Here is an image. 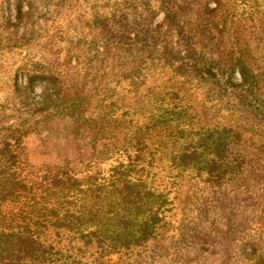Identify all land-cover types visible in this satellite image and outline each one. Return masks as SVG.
<instances>
[{
	"label": "rangeland",
	"instance_id": "rangeland-1",
	"mask_svg": "<svg viewBox=\"0 0 264 264\" xmlns=\"http://www.w3.org/2000/svg\"><path fill=\"white\" fill-rule=\"evenodd\" d=\"M241 1V16L255 8ZM174 2L182 32L163 22L164 8ZM207 6L214 2L0 0V139L8 126L26 130L23 143L32 163L87 161L100 118L122 116L131 121L126 124L140 125L160 100L188 105L198 127L230 125L242 135L232 149L246 158V189L182 176L155 236L129 250L103 254L94 243L87 247L66 233L47 231L44 237L69 250L72 264H244L243 240L232 234L234 228L264 248V122L250 117L213 79L173 58L189 42L196 52L214 55L201 34ZM259 6L264 10V0ZM252 26V35L262 33L258 23ZM259 95L264 97V79ZM66 103L73 104L67 113L77 122L63 116ZM186 232L199 240H186Z\"/></svg>",
	"mask_w": 264,
	"mask_h": 264
},
{
	"label": "trees",
	"instance_id": "trees-1",
	"mask_svg": "<svg viewBox=\"0 0 264 264\" xmlns=\"http://www.w3.org/2000/svg\"><path fill=\"white\" fill-rule=\"evenodd\" d=\"M212 1L214 7L207 6L201 18V34L214 55L196 52L189 42L173 58L181 67L213 79L250 117L264 122V97L259 95L264 10L259 0H244L255 8L241 16L238 0L205 3ZM177 7L174 2L164 8L163 22L182 32ZM250 21L254 28L258 23L262 33L252 35ZM72 103L61 111L75 123L77 116L67 113ZM153 109L140 125L126 124L131 121L122 116L112 122L100 118L92 129L87 161L32 163L23 143L27 131L6 127L0 139V264H72L69 250L44 237L50 230L87 247L94 243L103 254L142 245L165 221L175 199L170 195L184 175L213 186L247 188L246 158L232 149L242 140L238 130L211 123L198 127L188 105L160 100ZM107 123L113 124L112 130ZM7 203L13 207L4 208ZM234 230L236 239L243 240L241 262L264 264V248L257 239ZM183 236L199 240L187 232Z\"/></svg>",
	"mask_w": 264,
	"mask_h": 264
}]
</instances>
